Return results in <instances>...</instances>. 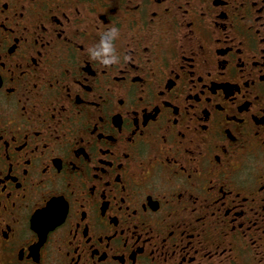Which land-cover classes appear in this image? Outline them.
Instances as JSON below:
<instances>
[{
    "label": "flooded vegetation",
    "instance_id": "1",
    "mask_svg": "<svg viewBox=\"0 0 264 264\" xmlns=\"http://www.w3.org/2000/svg\"><path fill=\"white\" fill-rule=\"evenodd\" d=\"M0 264H264V0H0Z\"/></svg>",
    "mask_w": 264,
    "mask_h": 264
},
{
    "label": "clouds",
    "instance_id": "2",
    "mask_svg": "<svg viewBox=\"0 0 264 264\" xmlns=\"http://www.w3.org/2000/svg\"><path fill=\"white\" fill-rule=\"evenodd\" d=\"M118 36L119 30L115 27H111L107 32L103 33L99 42L86 50L89 60L97 62L106 68L119 63L113 43Z\"/></svg>",
    "mask_w": 264,
    "mask_h": 264
}]
</instances>
